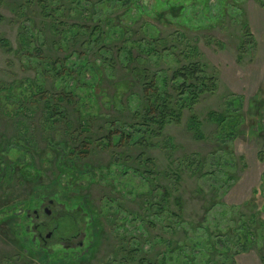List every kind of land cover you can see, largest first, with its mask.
I'll list each match as a JSON object with an SVG mask.
<instances>
[{
  "label": "rangeland",
  "instance_id": "obj_1",
  "mask_svg": "<svg viewBox=\"0 0 264 264\" xmlns=\"http://www.w3.org/2000/svg\"><path fill=\"white\" fill-rule=\"evenodd\" d=\"M0 38V264H264V0H0Z\"/></svg>",
  "mask_w": 264,
  "mask_h": 264
},
{
  "label": "trees",
  "instance_id": "obj_2",
  "mask_svg": "<svg viewBox=\"0 0 264 264\" xmlns=\"http://www.w3.org/2000/svg\"><path fill=\"white\" fill-rule=\"evenodd\" d=\"M258 1L261 2L262 0H258ZM244 34H245V37L246 36L251 37L247 23L245 24ZM0 43L5 46L8 45V41L5 38L3 39L0 38ZM245 43H248V41H244L242 46H244ZM193 48H196V47H193ZM9 49L11 48L9 47ZM168 78L169 76H166L165 79H163L164 80L163 82L166 83ZM171 79L173 82L174 89L178 92L179 99H175L172 102L173 100L172 97L166 94L167 97H165L164 95V97L162 98V104L165 110L169 109L170 106L171 107L175 106L179 114L182 110V107L184 105L183 103L185 101H188V100L191 101L192 97H197L199 92L209 88V85L206 84L207 82H209V84L214 85L212 77H208L207 75H205L202 67L197 63L183 65L180 68L176 69L173 72ZM172 112H174V110H172ZM164 118L165 116L160 118V121H158V123L164 122L165 121ZM50 199L55 202L54 199L52 198Z\"/></svg>",
  "mask_w": 264,
  "mask_h": 264
},
{
  "label": "flooded vegetation",
  "instance_id": "obj_3",
  "mask_svg": "<svg viewBox=\"0 0 264 264\" xmlns=\"http://www.w3.org/2000/svg\"><path fill=\"white\" fill-rule=\"evenodd\" d=\"M55 204L54 201H51V199L48 200V203L46 205L43 206V209L40 210V209H35L33 210V212L29 213V217L31 218V220L33 221V225H32V228L35 229V234H36V239H38L39 241V244L43 247H48V240H49V237L52 236V233H48L46 235V237H43V234L41 233V229L42 228H45L44 226H47L48 227V223H49V218L51 217L52 215V210L50 209V206H53ZM74 238L76 239H79L78 240V245L79 246H83L84 244V239H83V235H79V236H75ZM70 241H68L66 243V241H63V243H65V246L67 247H71V245H75L74 242L71 241V239H68ZM74 243V244H73Z\"/></svg>",
  "mask_w": 264,
  "mask_h": 264
},
{
  "label": "water",
  "instance_id": "obj_4",
  "mask_svg": "<svg viewBox=\"0 0 264 264\" xmlns=\"http://www.w3.org/2000/svg\"><path fill=\"white\" fill-rule=\"evenodd\" d=\"M51 201H53V200H51Z\"/></svg>",
  "mask_w": 264,
  "mask_h": 264
}]
</instances>
